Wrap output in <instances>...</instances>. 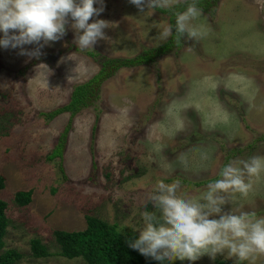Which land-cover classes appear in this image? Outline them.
Wrapping results in <instances>:
<instances>
[{
  "label": "rangeland",
  "instance_id": "1",
  "mask_svg": "<svg viewBox=\"0 0 264 264\" xmlns=\"http://www.w3.org/2000/svg\"><path fill=\"white\" fill-rule=\"evenodd\" d=\"M104 5L93 19L113 25L93 49H79L70 26L36 64L0 47V199L9 220L5 249L22 255L18 264H84L57 255L54 230L82 231L91 216L138 235L142 213L154 211L147 195L157 181L179 180L181 192L195 197L229 161L264 156V0H216L212 14L195 22L204 26L202 39L185 38L153 61L121 69L100 86L94 106L45 121L97 73L101 57L133 58L169 39L159 38L169 22L156 10L141 13L128 0ZM67 125L63 178L60 160L46 157ZM27 190L32 202L20 206L14 193ZM230 207L264 216V174ZM32 239L52 257L34 259ZM220 261L241 264L227 254L195 264ZM252 264H264V256Z\"/></svg>",
  "mask_w": 264,
  "mask_h": 264
},
{
  "label": "clouds",
  "instance_id": "2",
  "mask_svg": "<svg viewBox=\"0 0 264 264\" xmlns=\"http://www.w3.org/2000/svg\"><path fill=\"white\" fill-rule=\"evenodd\" d=\"M139 12L151 9L171 10L181 0H128ZM183 11H175V23L164 26L160 39L173 37L179 45L185 38L199 41L206 35L198 0H184ZM99 5V6H96ZM105 10L104 0H0V47L19 49V55L36 58L41 49L66 35L70 26L74 43L81 49H93L98 41L107 38L105 29L113 24L98 17ZM91 21V22H90ZM26 45H35L31 50ZM46 69L47 65L38 64ZM210 154H202L209 159ZM182 159V158H181ZM264 174V156L233 159L223 165L217 179L192 197L181 192V183L175 180L156 182L147 195L154 211L142 213L143 226L138 238L126 241L128 247L158 264H176L187 261L195 264L204 256L214 259L227 254L237 261L252 262L264 256V216L233 210L230 205L240 197H247L253 178Z\"/></svg>",
  "mask_w": 264,
  "mask_h": 264
},
{
  "label": "trees",
  "instance_id": "3",
  "mask_svg": "<svg viewBox=\"0 0 264 264\" xmlns=\"http://www.w3.org/2000/svg\"><path fill=\"white\" fill-rule=\"evenodd\" d=\"M216 0H198V7L203 13L212 14V6ZM191 2V0H188ZM186 7L185 2H180L171 10L157 9L156 11L168 17L169 24L175 23L173 12L183 11ZM182 42V41H181ZM182 43L177 45L173 37L156 49L143 50L141 54L133 58H107L101 57L100 68L97 73L85 83L75 85L68 98V102L61 108H58L45 115V121H51L59 114L68 113L71 119L82 109L94 106L99 99L100 86L111 79L123 68L140 66L145 62L153 61V58L166 54L172 47H181ZM90 56L98 58L96 52H89ZM39 59L33 58L32 64H36ZM99 63V62H98ZM27 68V67H26ZM69 125L60 133L57 143L52 152L46 157L48 162L56 158L60 160L58 169L64 178L62 167V156L66 144V136L69 134ZM4 179L0 176V188L3 187ZM33 193L31 190L16 191L13 200L20 206L29 205L32 202ZM6 203L0 199V264H18L22 255L14 249H5V236L9 220L6 217ZM86 227L78 232H66L54 230L53 237L58 246L57 255L67 260L80 259L84 264H158V262L145 258L137 251L128 247L126 243L129 239L138 238L133 232H122L113 224H109L101 219L91 216H85ZM30 251L34 259H45L52 257L47 247L39 239L30 241ZM176 264H181L176 262ZM217 264H228L227 262H217Z\"/></svg>",
  "mask_w": 264,
  "mask_h": 264
}]
</instances>
